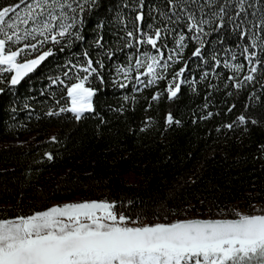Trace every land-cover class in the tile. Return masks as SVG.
<instances>
[{
	"label": "trees",
	"instance_id": "16d2710c",
	"mask_svg": "<svg viewBox=\"0 0 264 264\" xmlns=\"http://www.w3.org/2000/svg\"><path fill=\"white\" fill-rule=\"evenodd\" d=\"M126 2L97 0L98 6L86 15L83 42L63 52L54 48L43 66L17 87L0 82L4 88L0 97V214L12 218L54 203L107 199L123 201L126 214L139 213L148 223L165 217L220 218L216 214L221 211L245 213L253 206H264V77L259 74L237 90L228 79L232 71L223 64L210 68L192 58L184 76L194 83L182 84L177 98L169 100L166 87L173 68L165 73L166 79L148 87L134 79L126 81L124 88L118 86L123 77L117 76L116 65L125 61V50L111 61L105 59L103 84L89 78L86 86L97 89L92 98L94 112L85 113L79 121L71 113L45 115L48 110L58 111L57 100L68 106L66 91L49 77L63 78L65 65L80 56L97 31L105 43H114L119 27L116 13L130 18V10L123 7ZM145 3L155 5L160 0ZM98 24L102 29H97ZM209 40L211 51L215 34ZM235 43L231 36L225 46ZM192 50L189 43L184 56L189 57ZM89 51L95 59L94 44ZM220 56L225 58L223 52ZM237 57V61L230 54L227 58L246 65L238 51ZM209 63L214 62L209 58ZM181 66L177 63L175 70ZM156 92L161 95L152 100ZM253 93L259 99L250 100ZM169 112L181 121L179 125H167ZM208 112L213 115L208 117ZM241 114L248 117L246 124L237 121ZM251 119L259 123L252 124ZM229 123L232 129L225 127ZM45 153H52L54 159L48 160Z\"/></svg>",
	"mask_w": 264,
	"mask_h": 264
},
{
	"label": "snow or ice",
	"instance_id": "6c2138e0",
	"mask_svg": "<svg viewBox=\"0 0 264 264\" xmlns=\"http://www.w3.org/2000/svg\"><path fill=\"white\" fill-rule=\"evenodd\" d=\"M97 6V0L0 3V74H7L0 82L19 85L53 55L54 48L63 52L83 42L86 15ZM123 7L130 10V18L116 13L119 27L114 43H105L102 32L97 31L80 56L65 65L63 78L49 77L52 84L66 91L68 106L57 100L58 111L48 110L45 115L71 113L79 121L85 113L94 112L92 98L97 89L86 86L89 78L103 84L105 59L111 61L125 50V61L116 65L117 76L123 77L118 86L124 88L126 81L134 79L148 87L166 79L165 73L173 68L166 87L169 100L177 98L182 84L194 83L184 76L192 58L210 68L223 64L232 71L228 79L237 90L254 82L257 74L264 77V0H160L155 5L129 0ZM102 27L97 25L98 30ZM213 34L215 42L208 51ZM231 36L236 38L235 46L226 47V38ZM189 43L193 50L186 58ZM92 44L98 50L95 59L89 51ZM237 51L246 65L229 62V54L237 61ZM209 58L214 63H209ZM177 63L182 66L175 70ZM241 73L242 80L238 78ZM160 95L156 92L152 100ZM249 99L259 97L253 93ZM237 121L246 124L248 117L241 114ZM166 123L179 125L181 121L169 112ZM251 123L259 121L251 119ZM225 127L232 129L233 124ZM261 148L264 150V145ZM45 155L54 159L52 153ZM216 215L220 218L165 217L145 223L139 213L126 214L123 201L107 199L57 204L16 213L12 218L0 214V264H264V206Z\"/></svg>",
	"mask_w": 264,
	"mask_h": 264
},
{
	"label": "water",
	"instance_id": "95a60500",
	"mask_svg": "<svg viewBox=\"0 0 264 264\" xmlns=\"http://www.w3.org/2000/svg\"><path fill=\"white\" fill-rule=\"evenodd\" d=\"M45 61H46V60H45ZM45 61H43V62L41 63V65L37 67L36 70H38L39 68H41V67L43 66V64L45 63ZM36 70H35V71H36ZM35 71H33L32 73H29L28 76H26V77L21 81V83H20L19 85H21L22 82L25 81L29 76H31ZM19 85H16V86H12V85H11V86H12V87H17V86H19ZM2 93H3V92H0V97H1Z\"/></svg>",
	"mask_w": 264,
	"mask_h": 264
},
{
	"label": "rangeland",
	"instance_id": "374dc122",
	"mask_svg": "<svg viewBox=\"0 0 264 264\" xmlns=\"http://www.w3.org/2000/svg\"><path fill=\"white\" fill-rule=\"evenodd\" d=\"M78 200H74V201H67V202H77ZM67 202H63V203H67ZM63 203H54L52 206H54V205H57V204H63ZM242 213H244V212H242Z\"/></svg>",
	"mask_w": 264,
	"mask_h": 264
}]
</instances>
